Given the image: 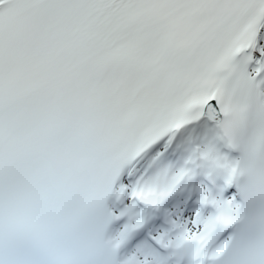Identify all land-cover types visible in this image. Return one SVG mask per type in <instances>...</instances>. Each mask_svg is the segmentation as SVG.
<instances>
[{
  "label": "snow or ice",
  "instance_id": "snow-or-ice-1",
  "mask_svg": "<svg viewBox=\"0 0 264 264\" xmlns=\"http://www.w3.org/2000/svg\"><path fill=\"white\" fill-rule=\"evenodd\" d=\"M0 264H264V0H0Z\"/></svg>",
  "mask_w": 264,
  "mask_h": 264
}]
</instances>
